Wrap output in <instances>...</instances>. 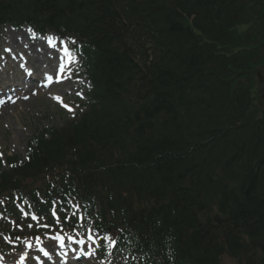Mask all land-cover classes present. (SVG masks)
<instances>
[{"label":"trees","instance_id":"trees-1","mask_svg":"<svg viewBox=\"0 0 264 264\" xmlns=\"http://www.w3.org/2000/svg\"><path fill=\"white\" fill-rule=\"evenodd\" d=\"M6 19L66 28L91 83L79 118L31 140L25 170L66 197L109 182L147 197L142 228L122 231L147 264H264V0H0Z\"/></svg>","mask_w":264,"mask_h":264},{"label":"rangeland","instance_id":"rangeland-1","mask_svg":"<svg viewBox=\"0 0 264 264\" xmlns=\"http://www.w3.org/2000/svg\"><path fill=\"white\" fill-rule=\"evenodd\" d=\"M1 32L5 39L11 38L10 28L4 27ZM81 82L82 80L71 76L60 82L59 86L43 89L37 97V94H31L28 101H19L17 102L19 105H13L9 109L2 108L0 110L1 156L6 157L10 153L24 156L26 153L25 142L35 130L49 128L56 124L60 125L61 114L55 103L60 99L64 100L65 97L74 99L77 95H84L85 89ZM259 89H262V86ZM232 263L233 261H230L229 258L225 264Z\"/></svg>","mask_w":264,"mask_h":264},{"label":"snow or ice","instance_id":"snow-or-ice-1","mask_svg":"<svg viewBox=\"0 0 264 264\" xmlns=\"http://www.w3.org/2000/svg\"><path fill=\"white\" fill-rule=\"evenodd\" d=\"M73 43H75V42H73ZM65 107H67V105H65ZM71 110V109H70ZM53 215H55V212H53ZM35 218V217H34ZM81 219H83V217H81ZM109 239L111 240V237H109ZM41 251H43V255L44 256H49V252L48 251H44L43 249L41 250Z\"/></svg>","mask_w":264,"mask_h":264},{"label":"bare ground","instance_id":"bare-ground-1","mask_svg":"<svg viewBox=\"0 0 264 264\" xmlns=\"http://www.w3.org/2000/svg\"><path fill=\"white\" fill-rule=\"evenodd\" d=\"M6 104H8V106H9V104H11V101H8V102H4V104L3 105H1L2 106V108L4 107V106H6V107H8ZM25 137V136H24Z\"/></svg>","mask_w":264,"mask_h":264}]
</instances>
